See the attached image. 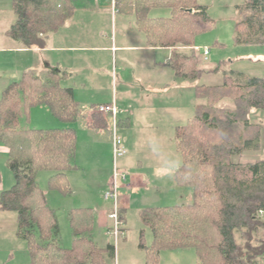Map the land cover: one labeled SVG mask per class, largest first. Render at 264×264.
<instances>
[{"label":"trees","instance_id":"1","mask_svg":"<svg viewBox=\"0 0 264 264\" xmlns=\"http://www.w3.org/2000/svg\"><path fill=\"white\" fill-rule=\"evenodd\" d=\"M12 4L17 19L8 34L27 48L45 47L47 37L76 10L73 0H12ZM117 8L136 17L150 46L173 49L170 65L177 76L193 80L203 76V51L183 49L195 47L199 36L214 27L208 6L198 0H117ZM155 8L169 9V15L153 17ZM236 10L233 44L264 46V0H248ZM59 76L55 71L40 76L28 70L3 93L0 142L9 149L15 184L1 193L0 208L16 213L17 236L27 242L31 264H109L116 246L99 248L87 236L94 228L92 209L70 211L73 245L60 244L55 211L37 182L40 172H54L49 189L69 194L67 173L79 169L73 127L28 125L29 113L37 106H48L62 122L77 120L79 103ZM224 79L222 85L197 87L195 114L175 131L176 149L183 158L176 182L193 189L194 201L140 211L143 226L152 233V242L146 245L141 231L139 248L146 253L145 264H160L164 250L184 249L196 251L198 264H264V216L259 214L264 211V157L245 164L233 161L262 147V127L254 125L250 116L254 110L264 111V74L250 77L230 71ZM225 100L233 108L222 107ZM93 127H106L100 114Z\"/></svg>","mask_w":264,"mask_h":264},{"label":"crops","instance_id":"2","mask_svg":"<svg viewBox=\"0 0 264 264\" xmlns=\"http://www.w3.org/2000/svg\"><path fill=\"white\" fill-rule=\"evenodd\" d=\"M73 1L76 5L73 16L63 27L47 37L45 47L27 48L8 34L17 19L12 0H0V102L4 91L14 82L20 81L24 72L28 70H32L40 76L55 71L60 74L61 85L73 90L74 97L79 103V113L77 120L69 127H73L78 136L76 163L79 169L68 172L67 177L72 189H74L73 191H75L74 194L78 193L82 197L79 206L72 208H89L93 210L94 228L87 236L99 248L106 249L113 243H111L109 237L111 229L109 215L112 212V207H105V193L113 182L116 168L125 173L131 171L129 157L126 152L127 146L130 147V141L128 135L124 132L119 136L123 142L125 154L117 160L114 156V137L117 135L119 138L118 134L120 133L117 129L120 126L127 127L130 123V117L119 119V116H126L128 112L127 108L119 106L118 82L125 88L124 91L127 95L128 91L135 93L137 90L138 92L146 91L154 95H149L143 104L135 107L133 112H129V115L137 119L143 129L147 128L157 133L167 130L170 134L172 133L176 151L175 131L194 116L198 102L196 92L200 84L193 82L199 79H185L176 75L170 65L173 49L150 46L145 34L138 28L134 15L120 12L117 4L114 8L108 0ZM203 47H208V45L198 43L193 48L183 49V52L199 51L197 48L201 49ZM136 53H140L144 57L142 59L129 58ZM119 59L121 60V74L118 73L119 68L117 67ZM208 60L203 65L204 74L207 72L215 73L216 70H212L214 64H208ZM131 67L132 69H130ZM136 67L137 70H135ZM204 68L208 69L205 70ZM226 73L228 72H225L224 76ZM113 83L116 84V93L109 95V88ZM106 90L108 95L105 99H102L101 96ZM84 100L88 103V106L85 115L82 117L80 109ZM139 102L141 103L140 100ZM184 102L186 103L185 107L183 106ZM100 105H115L117 108L115 117L112 114L107 117V115L98 113L97 107ZM41 108L42 106L32 108L29 113L30 122L33 121L34 113L43 112L45 114L44 109ZM96 114H100L106 121L105 128L93 127ZM185 117H188L185 120L186 123L183 122ZM53 122L55 121H50L48 118V123H52L55 127L67 128L65 125H60L61 123ZM141 138L146 142V136L144 138L140 137L139 144ZM147 138L148 152L145 155L140 153L138 162L154 164L158 161L157 153H159L156 146L153 148L151 139H155V137L150 134ZM258 153L245 152L242 156L233 157V160L238 159L241 162L251 160V162H255L260 158V155H257ZM8 157L9 149L0 142V159H3V162L0 163V196L2 192L11 189L15 184L11 170L12 177L8 175L7 181L4 178V169L9 168ZM175 172L172 174L174 186H180L176 182ZM157 174L145 173L141 176L145 180V185L149 191L151 190L149 184L155 185L154 192H161L165 187L162 184H151L149 182L150 178L164 176L163 174H159L160 176ZM129 175L128 180L121 181L120 187L122 192L121 201L125 205L122 208L124 211L120 210V216L123 217L125 223V211L131 203L132 192L139 185L137 182L138 175ZM167 184L173 191L177 190L171 182H167ZM179 199L182 200V196ZM142 203L145 205L144 208L160 207L150 205H159L161 200L158 198L145 199ZM72 208L69 209V213ZM3 212L12 211H3L0 208V228L3 229L6 225L5 219L12 222L10 225L12 234H3L6 242L15 243L16 240H22L17 236V215L15 225L13 224V217L4 215ZM72 236L70 244L69 241L66 243L64 240H59L61 245L70 248L73 245L74 237ZM1 238L3 237L1 236ZM16 250L14 246H0V257L6 255L7 258L4 264H20L15 260Z\"/></svg>","mask_w":264,"mask_h":264},{"label":"rangeland","instance_id":"3","mask_svg":"<svg viewBox=\"0 0 264 264\" xmlns=\"http://www.w3.org/2000/svg\"><path fill=\"white\" fill-rule=\"evenodd\" d=\"M199 3L208 6L209 15L215 20L214 27L203 35L199 36V44L208 45L209 49H211V55L209 56L208 64H214L212 70H215L219 63L224 61L221 68L215 72H207L205 73L199 80H194L193 82L197 84H206L211 86L222 85L224 82V73L230 71H241L245 74V76L250 77H261L264 74V46H236L233 44V34L235 31V25L238 21V14L236 7L238 5H242L248 0H198ZM169 9L166 8H155L151 11V16H167L169 15ZM142 33V32H141ZM224 43V44H217ZM204 48V47H203ZM188 49V48H187ZM190 53V52H189ZM140 53H136L133 56L129 57L131 59H142ZM121 59V58H120ZM117 61L118 73L121 74V60ZM116 64V63H115ZM132 69V67L130 68ZM207 70L208 68H204ZM137 70V67L135 68ZM209 70H211L209 68ZM133 75V74H132ZM185 81V80H182ZM132 85H134L132 83ZM108 90V89H107ZM107 90L102 94L101 98L105 99L108 95ZM110 94L114 95L116 93V84H111ZM125 88L122 87L121 83L118 82L117 86V95L119 99V106L123 108H127L126 116H119L120 118L125 119L126 117H130V123L126 126L118 127V136L122 134V132L126 133L129 137L130 147L127 146V154L129 167L131 171L126 173V179L130 177L129 174L138 175V186L132 192V200L129 206H127V210L125 211L126 215V223L124 222L122 226V235L119 240L116 242L113 235L109 231V237L111 243L116 246V256L115 259L110 261L109 264H144L146 253L139 248L141 231L144 230V242L146 245H150L152 242V233L149 229L145 228L140 220L139 212L142 208L145 207L142 201L145 199H154L158 198L161 200L159 205H150V206H173V205H188L194 201L193 189L187 186H174L173 181V173L177 169V167L182 163V155L178 153L174 148V138L172 133L169 131H159V133L150 129H143L140 125V122L137 119H134L129 112H133L134 108L143 104V102L147 99V97L154 96L152 93H147L146 91L138 92V90L134 92H129L128 95L125 93ZM152 94V95H151ZM140 98V99H139ZM141 101V103L139 102ZM162 100V99H161ZM186 101V99H184ZM88 103L84 100L82 107L80 109V114L83 117L87 110ZM183 106H186V103H183ZM222 107L233 108V103L230 100H225L221 102ZM41 109H44L45 114L43 112H37L33 115V121L28 122L30 128L37 129H48V128H58L52 125V123H48V118L50 121H55L53 123H61L60 125H65L69 127L71 123L60 122L57 118H55L48 106H42ZM40 111V110H38ZM186 111V109H185ZM107 117L111 116L110 114H106ZM111 118V117H110ZM183 119V122H187ZM251 122L254 125H261V135H262V147L257 155H260V158L264 157V111L262 110H254V112L250 116ZM110 120V119H109ZM54 126V127H53ZM156 134H155V133ZM152 134L155 139H151L153 142V148L158 150L157 153L158 161L154 164L149 163H139L140 153L145 155L148 152V138L149 135ZM158 137L156 138V136ZM146 136V142L140 140V137ZM119 138H121L119 136ZM125 145V144H124ZM126 146V145H125ZM154 150V149H153ZM141 151V152H140ZM156 152V150H155ZM249 152V151H247ZM7 158V157H6ZM259 158V159H260ZM235 163H250L251 160L241 162L236 159L233 160ZM3 162V159H0V163ZM6 162V161H5ZM113 164V163H112ZM5 172V181H7L8 175H12L10 169L6 167L4 169ZM132 172V173H130ZM145 173H153L154 174H163L164 176H160L157 174L158 178L149 179L151 184H162L164 189L161 192H154L155 185L149 184V189H147L145 185V180L141 177ZM54 174L51 171H42L37 176V182L40 189L46 193L47 201H49L48 205L50 208L55 210L57 222L59 225V240H64V242H68L70 244V239L72 236V230L69 223V209L74 206H79L81 203V195L76 193L72 189L71 193L63 194L61 192L52 191L49 189L48 181L49 178ZM71 175V174H69ZM9 176V177H10ZM12 177V176H11ZM118 180V198H117V206L121 211H124L122 208L125 207L123 202L121 201V181ZM69 180V179H68ZM124 181V180H123ZM167 182H171L173 187H176V191H173L171 187H168ZM70 183V182H69ZM71 185V184H70ZM129 194V193H128ZM131 195V193H130ZM182 196V200L179 197ZM104 198V196H103ZM141 201V202H140ZM112 202L106 201L104 202L105 207H112ZM124 206V207H123ZM73 210V208H72ZM4 215H11L13 217V224L16 225V213L15 212H3ZM8 213V214H7ZM12 213V214H10ZM11 220L5 219V226L3 229L0 228V246H14L16 247V255L15 260L20 264H30L29 253L27 250V242L24 240H16L17 242H10L5 240L3 234L11 233ZM111 227L113 226V221L110 219L109 221ZM108 224V223H107ZM110 227V228H111ZM12 234V233H11ZM1 236L3 238H1ZM9 236V235H8ZM73 237V236H72ZM60 242V241H59ZM61 244V242H60ZM65 244V243H63ZM7 258L6 255L0 257V264H4ZM197 253L194 249H184V250H164L161 252L160 264H198ZM9 264V263H6ZM92 264V263H87Z\"/></svg>","mask_w":264,"mask_h":264},{"label":"built area","instance_id":"4","mask_svg":"<svg viewBox=\"0 0 264 264\" xmlns=\"http://www.w3.org/2000/svg\"><path fill=\"white\" fill-rule=\"evenodd\" d=\"M111 2L113 7H116L117 0H108ZM199 51H203V54L205 56V59L207 60L209 58L211 50L208 47L204 48H197ZM97 111L100 114H112L114 117L117 113V108L115 105H100L97 107ZM125 154V150L123 148V142L120 138L115 135L114 137V156L117 160L119 157H122ZM126 180V173L123 171H120L118 168L115 169L114 179L113 182L108 189V191L105 193V200L112 202V212L109 215V219L113 221V226L110 229V233L113 235L115 241L117 242L119 238L122 235V226L124 224L123 219L120 216V209L117 206V198H118V180ZM259 214L261 216H264V211H260Z\"/></svg>","mask_w":264,"mask_h":264}]
</instances>
